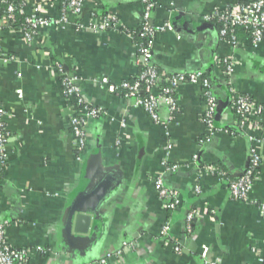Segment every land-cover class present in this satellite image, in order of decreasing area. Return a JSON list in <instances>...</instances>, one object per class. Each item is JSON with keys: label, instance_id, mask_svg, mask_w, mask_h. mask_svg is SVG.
Returning <instances> with one entry per match:
<instances>
[{"label": "crops", "instance_id": "obj_1", "mask_svg": "<svg viewBox=\"0 0 264 264\" xmlns=\"http://www.w3.org/2000/svg\"><path fill=\"white\" fill-rule=\"evenodd\" d=\"M16 1H24L27 13L39 6L42 17L65 21L41 29L32 43L16 30L0 34V102L9 134L0 220L7 223L10 247L26 250L28 264H204L202 247L222 264H263L264 37L254 45L239 29L233 45L220 37L217 22L204 19L254 0H155L150 25L170 23L172 30L155 36L150 62L164 77L202 74L216 103L212 132L200 82L178 84L173 90L177 112L170 120L166 105L159 103L158 122L103 83L119 85L139 73L129 33L142 25L141 0H83L80 14L68 9L66 0ZM104 18H114L117 28L88 29ZM225 62L233 64L231 72ZM63 74L76 76L82 98L104 113L88 121L81 151L74 144L73 101L63 93ZM234 95L261 108L244 131L237 127ZM252 149L260 163L250 198L236 201L229 181L247 171ZM93 154L98 156L93 182L105 177L114 188L100 207L98 244L88 252H71L63 225ZM157 179L176 193L175 209L159 198ZM165 224L169 232L161 237Z\"/></svg>", "mask_w": 264, "mask_h": 264}, {"label": "built area", "instance_id": "obj_2", "mask_svg": "<svg viewBox=\"0 0 264 264\" xmlns=\"http://www.w3.org/2000/svg\"><path fill=\"white\" fill-rule=\"evenodd\" d=\"M143 4L142 14V31L141 37L147 42L135 43L137 48V64L140 71L137 76L129 82H122L119 85L109 84L106 80L103 83L110 92L123 94L133 100V102L141 106L149 114L154 122H158V106L159 103H164L167 107L170 120L173 119L177 112V103L173 95L174 88L183 82L202 83L206 93V112L205 123L209 132L213 131V115L216 109L214 97L209 90L208 81L200 73L194 74H178L174 76L164 77L160 75L150 62L152 54L153 40L155 36L165 30H172L170 23H165L161 26L153 27L150 25V16L155 8V0H141ZM0 4L5 5V10L0 14V34L3 30H16L25 39L26 42L32 43L43 28L50 27L54 24L64 22L48 20L41 16L39 6H35L29 13L26 12L24 1L20 3L16 0H0ZM66 7L74 14H80L83 8V0H66ZM17 16L23 17V22L20 23ZM205 20H213L219 25V35L233 45H237V28L249 30V35L252 44L258 45L264 37V0H254L248 3L236 4L232 7H227L221 11H214L204 17ZM117 22L114 18H104L98 23L91 24L88 29L95 32H103L117 28ZM226 70L232 71V63L225 62ZM57 68L62 72L61 67ZM61 86L66 97L73 101L72 112L69 118L74 144L78 151L85 147L86 134L85 128L88 121L103 116V111L93 107L85 101L81 95V89L78 83V78L74 75L63 74ZM145 95L142 97L141 95ZM232 108L235 113L237 127L244 131L251 125L253 114H260L261 108L256 107L248 98L241 95L231 96ZM7 112L0 102V182L2 178V166L7 162L8 152L6 148L8 132L5 126V118ZM261 129H263L261 127ZM264 130V129H263ZM260 163L259 154L252 149L250 152V165L243 176L236 181H229V189L231 197L240 202L249 201L252 181L255 171ZM155 189L159 198L165 200L167 209H175L180 201L175 192H171L164 188L161 180L157 179L154 182ZM260 213L264 218V203L260 205ZM194 217V212H191L186 217V230L190 231V223ZM7 223L0 220V264H28L29 255L26 250H17L10 247L6 237ZM169 232V227L165 224L161 231V237H166ZM200 257L204 264H222L219 258L210 259L208 250L202 247ZM264 264V260H262Z\"/></svg>", "mask_w": 264, "mask_h": 264}, {"label": "water", "instance_id": "obj_3", "mask_svg": "<svg viewBox=\"0 0 264 264\" xmlns=\"http://www.w3.org/2000/svg\"><path fill=\"white\" fill-rule=\"evenodd\" d=\"M87 163L83 184L70 203L62 233L66 248L78 253L88 252L98 244L103 225L100 207L114 188L105 177L93 182L97 155L93 154Z\"/></svg>", "mask_w": 264, "mask_h": 264}, {"label": "trees", "instance_id": "obj_4", "mask_svg": "<svg viewBox=\"0 0 264 264\" xmlns=\"http://www.w3.org/2000/svg\"><path fill=\"white\" fill-rule=\"evenodd\" d=\"M5 5L4 4H0V14L5 10ZM17 19L20 23L23 22V17L22 16H17ZM239 29H243L245 32H247L249 34V30L248 29H244V28H237V30ZM236 30V31H237ZM141 31H142V27H140L138 30L134 31V32H130L129 34L133 37L134 43H144L147 42L144 38L141 37ZM140 67H139V71H140ZM142 97H145V95H141ZM3 169V167H2Z\"/></svg>", "mask_w": 264, "mask_h": 264}]
</instances>
